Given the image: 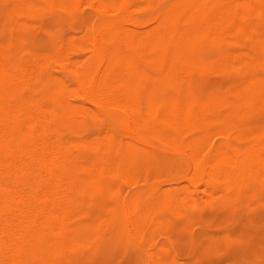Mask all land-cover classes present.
<instances>
[{"label": "bare ground", "instance_id": "obj_1", "mask_svg": "<svg viewBox=\"0 0 264 264\" xmlns=\"http://www.w3.org/2000/svg\"><path fill=\"white\" fill-rule=\"evenodd\" d=\"M83 7L81 43L25 47L32 19ZM0 8V264H50L79 247L85 199L102 180L138 176L150 144L219 136L228 147L190 157L193 172L264 188V0ZM222 71L231 73L223 82L191 88ZM127 199L133 226L184 202L157 188Z\"/></svg>", "mask_w": 264, "mask_h": 264}, {"label": "rangeland", "instance_id": "obj_2", "mask_svg": "<svg viewBox=\"0 0 264 264\" xmlns=\"http://www.w3.org/2000/svg\"><path fill=\"white\" fill-rule=\"evenodd\" d=\"M86 11V7L74 8L35 17L26 25L29 30L22 32L25 47L35 50L63 41L78 45L84 37ZM230 74L196 77L191 88L217 85ZM222 142L214 136L190 145L165 141L147 146L148 161L138 176L127 182L102 180L85 199L74 220L81 227L79 247L50 264H264V188L222 187L191 168L190 157L222 151L228 147ZM148 188L183 196V206L133 226L125 203Z\"/></svg>", "mask_w": 264, "mask_h": 264}]
</instances>
